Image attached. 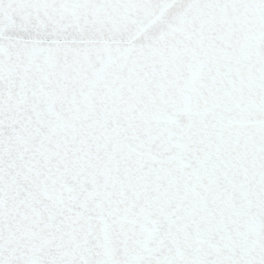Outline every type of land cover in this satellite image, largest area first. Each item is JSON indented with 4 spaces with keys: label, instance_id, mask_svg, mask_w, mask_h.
I'll list each match as a JSON object with an SVG mask.
<instances>
[{
    "label": "water",
    "instance_id": "1",
    "mask_svg": "<svg viewBox=\"0 0 264 264\" xmlns=\"http://www.w3.org/2000/svg\"><path fill=\"white\" fill-rule=\"evenodd\" d=\"M0 264H264V0H0Z\"/></svg>",
    "mask_w": 264,
    "mask_h": 264
}]
</instances>
